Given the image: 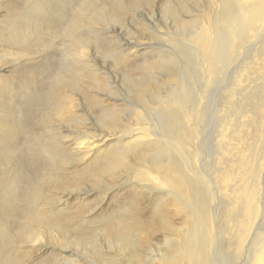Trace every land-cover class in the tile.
<instances>
[{
  "label": "bare ground",
  "instance_id": "obj_1",
  "mask_svg": "<svg viewBox=\"0 0 264 264\" xmlns=\"http://www.w3.org/2000/svg\"><path fill=\"white\" fill-rule=\"evenodd\" d=\"M22 1L25 5L20 7L18 0H6V15L0 21V45L18 49V55L13 58L18 57L19 62L26 58L27 63L34 64L27 72L29 79L18 88L0 78V208L3 211L0 216V264H14L16 241L31 227V222L56 221L67 216L62 210H56L58 208L51 199L43 202L39 185L49 183L51 179L56 184L61 182L59 174L63 173V165L70 161L86 162L93 171L126 174L121 177H126L129 183L117 187L128 186V195L114 198L116 212L95 224L106 233L114 231L122 236L124 245L135 251H129L127 255L137 258L136 264H264V158L259 152H253L246 139L247 128L241 130L239 148L230 151L225 147L228 127L220 123L219 117L217 121L213 118L215 110L219 112L225 103V89L216 87L215 100L210 101L207 95L212 93L210 85L204 81L206 88L191 96L186 80H182L186 74L181 72L179 76L173 71L182 62L180 56L183 54L177 52L179 48L165 51L153 47L154 43L120 44L114 40L111 50L115 56L122 57L127 73L134 67L133 62H126L137 53L138 46L144 45L150 50L146 53L148 57L142 58V66L169 71L171 85L178 82L182 85L172 101L164 104L170 106L169 113L160 119L161 131L149 126L147 110L136 103H129L125 107V118L120 116L116 121L111 111L117 108L108 106L112 99L109 95H104L97 104L95 94H83L90 112L96 113L93 118L88 111L82 112L84 108L77 104L80 101L73 97L77 94L73 89L78 87L79 91L88 92L89 81L96 86L105 83L101 70L90 60L89 43L91 40L97 42V39L106 42L108 37L105 35L109 32L103 31L102 27L106 29L108 21L122 16L121 0H66L63 4L60 0ZM218 1L221 7L211 16L214 30L210 32L202 21H198L200 30L194 26L188 32L194 55L200 59L197 76L202 80L207 76L219 77L238 57L236 49L240 40L253 38L264 31V0H236L235 7L228 0ZM101 31L104 32L102 36ZM92 36L96 38L92 39ZM58 38L64 39L65 56L62 52L58 64L48 71L45 69L49 66L48 55L62 48L56 49ZM257 48L251 49L245 57L246 73L250 62L257 68L264 66V41ZM37 56L42 60L36 63ZM6 57L7 54L0 55V59ZM137 64L136 68L142 69ZM261 88L260 99L251 105L257 110L258 124L254 133L258 140L264 138V129L260 128L264 119V83ZM86 114L93 119V124L86 121ZM133 114L135 119H131ZM201 122L203 126L199 124ZM246 122H242L243 126H247ZM64 124L76 126L78 134L67 131L63 135ZM213 124L216 133L203 139L202 130ZM21 142L25 149H19ZM206 154L209 159L204 172L202 159ZM256 155L259 156L258 163H262L251 165L247 158ZM147 158L148 163L145 162ZM127 159L138 162L137 170L128 172ZM233 159L238 161L240 169L241 178L237 181L233 179L235 169H231ZM25 162L28 169L27 175L23 176ZM151 171L154 176L149 177ZM85 175L88 174L80 176L82 179L89 177ZM144 193L151 195L152 212L139 205L138 197H130ZM237 198H241V202H237ZM50 204L54 207L48 208ZM123 212H127L128 217ZM81 214L82 208L75 216L80 219ZM174 218L181 221L179 226L172 223ZM128 220H133L134 224L127 223L131 222ZM84 222L80 219L72 230L82 231L92 226ZM147 222H158L157 227L167 233L164 247L151 250L149 257L136 247L141 239H144L143 244L150 242L149 237L155 233L156 226L153 232H133L137 226L148 229L150 226H143ZM126 229H131L135 240L128 236ZM138 235L141 236L139 239ZM37 242L35 245L44 246L40 240ZM67 247L59 250L66 252ZM153 251L162 255L157 257ZM60 257H52L51 264H82L81 259L98 264L82 257L76 260ZM127 261L135 263L131 258Z\"/></svg>",
  "mask_w": 264,
  "mask_h": 264
},
{
  "label": "rangeland",
  "instance_id": "obj_2",
  "mask_svg": "<svg viewBox=\"0 0 264 264\" xmlns=\"http://www.w3.org/2000/svg\"><path fill=\"white\" fill-rule=\"evenodd\" d=\"M60 1L63 4L66 0ZM228 1L231 6L235 7V5H237L236 0ZM5 3L6 0H0V4L2 5V7H0V21L4 19L6 15ZM18 5L22 7L25 4L22 0H18ZM121 5L123 6L121 9V12L123 13L122 16L108 21L109 24H106V29H104L105 27H102L103 31L109 32L105 35L108 37V39L105 40L106 42L104 43L103 40L97 39V42L91 40L89 43L88 51L90 60L95 67L101 70L102 78L105 83H99V85L96 86L94 82L89 81L88 84L91 87L88 88V92L79 91L78 87L73 89V92L77 93L73 97L79 99L81 102V104L80 102L77 104L84 108L82 112L86 113L88 111L92 117L94 114L96 115V113L90 112L91 109H89L88 103L83 97V94L87 96L95 94L97 104H99L98 101H100L104 95H109L112 99L108 102L110 104L108 106L117 108L112 109L111 111L116 121L117 117L121 116L122 118H125V113L127 112L125 107H127L129 103H136L147 110L146 112L149 114L151 123L149 126H154L157 131H161L163 128L160 119L169 113L167 109L168 106H170L164 104L172 101V97L175 95L180 85H182V82H178L176 85H171L170 82H172V75L169 71L143 67L142 58L148 57L146 53L150 50L144 45L138 46L137 53L126 62H133L132 67H134V70L131 73H127L124 69V60L119 55L115 56L116 54L114 55L110 46L114 45V40H118L120 44L126 42L130 44L142 42H146L145 44L154 43L155 46L153 47L162 48L165 51H177L179 48L177 52L183 54L180 56L182 62H179L173 71L174 74L176 73L179 76L181 72L186 74V76H182V80H186L188 92L191 96H196L197 93L200 91L202 92L206 88L204 86L206 84L204 81L209 83L208 86L210 85V92L212 93H207V95L210 96V101L215 100L214 91L216 90V87L225 89V95L223 96L225 97L223 99V102L225 103L223 104V107L219 109V112L216 113L217 110H215V116L213 117L216 121L219 117V119H222L220 123H222L225 128L228 127L226 133L229 135L225 134V142L227 141V146L225 147L230 151L231 149L236 150V148H239L242 134L241 130L247 128L249 134L246 139H249L253 152H259L264 158V146L262 145L264 144V138L258 140L256 138V133H254L255 128L257 127L256 125L258 124V118L256 116L257 110L251 106L254 100L257 102V99H260V94L258 93L262 90L261 86L262 83H264V66L257 68L255 63L250 62L247 66L248 73L245 72V57L248 56L249 51L252 52L251 49H258L257 47L262 45V42L264 41V31L261 32L260 35L258 33L255 34L253 38H243L240 40L236 49L238 57H236L235 61L229 63L230 65L225 67V70L219 75V77L213 78L207 76L202 80L198 79L197 76L199 74L197 64L200 59L194 55V49L188 41V32L192 30L194 26L197 28L198 21H202L203 26L208 27L210 32L214 30V22L212 21L211 16H214L221 7L218 0H121ZM198 29L200 30L199 26ZM100 33L101 36L104 34L102 31ZM94 38H96V36H92V39ZM257 41H259V44H256ZM55 44L56 49L60 48V46H62V48L48 55L49 66L45 67L48 71L54 69L58 64V61H60L59 57H61V54L65 49L64 39H56ZM181 49H183V51H181ZM17 51L19 50L0 45V55L7 54L5 59H0V78L11 83L13 88H18L25 79H29L27 72L34 65L32 63H27L26 58L20 62L18 61V57L13 58L18 55ZM64 53L65 52H63V55ZM107 55H110V57H107ZM14 60H16L17 63H15ZM34 60L37 63L42 60V58L41 56H37ZM136 62L142 66V69L136 68V65H138ZM189 76L190 79L188 78ZM20 79L22 82L20 81L19 83ZM220 79H222V81ZM108 82H110V85ZM66 89L69 90V88ZM231 93H233V96H231ZM157 98L159 99L156 100ZM153 103L156 105H153ZM210 105L212 106L210 107L214 109L213 106L215 105H213V102H211ZM80 106L78 108H82ZM100 107L105 108L103 105H100ZM137 112L138 114H143L140 111ZM134 117V114L131 115V119H135ZM22 119L26 118L22 117ZM16 121L18 122V120ZM86 121L88 123L92 122L93 124V119L90 120L88 115ZM245 121H247V126H243L244 124H242V122L244 123ZM15 124L17 125L18 123ZM199 124L203 126L202 122ZM263 126L264 119L261 121L260 128L262 127L261 129H264ZM76 128L77 127L72 124L71 126L64 124L63 135L66 134L67 131L73 132V135L78 134L79 129ZM216 130L217 128L215 129V125L213 124L212 126L204 127L201 135L203 139H206L209 134H215ZM230 130L232 132H230ZM111 141L112 143H116V140ZM23 143H20V150L25 149ZM228 154L229 152L225 153V155ZM148 159L149 158L145 160L146 163L149 162ZM208 159L209 157L207 154L203 156L202 168L204 172L207 169L206 162ZM247 159H249L251 165H253L258 163L259 156H251ZM125 163L128 164V167L130 168L128 172L137 170L139 166L135 159H127ZM86 165V162L70 161L63 165V173L61 171L59 174L61 182L56 184L51 179L49 180V183H40L39 188L41 190L43 202L47 199H51V202L55 203V207L58 208L56 210H62L67 216H63V218L56 221L51 219L49 221L45 220L44 222H31V227L25 229L22 237L16 241V249L13 253L14 264L16 260H18L17 264L20 262L21 264H51L53 262L52 257L57 256L61 259L60 255H63L64 259L69 260H76L81 257L86 260L87 258L89 261H97L98 264H131L127 261V259L131 258L134 260V264H136L138 259L127 255V253L129 254V251L134 250L128 249L124 245L121 239L122 236L115 234L114 231L106 233L103 230H100V227L95 224L116 212L115 205L112 202L114 198H121L122 195H128V186L117 187L120 184L129 183L126 177H121V175L125 176L126 174L123 172L108 173L106 171L100 172V170L93 171ZM145 165L148 166V164ZM27 167L28 164L25 162V165L22 168L23 176L27 175ZM238 167V161L233 159L231 161V169H235L233 179L236 181L238 178L239 180L241 178L239 172L240 169H238ZM82 173H87L89 177L82 179V176H80ZM153 173V171L148 173L149 177L154 176ZM101 188H109L110 190L103 191ZM262 192L264 194V189H262ZM137 194L140 195V193ZM237 195H239V192ZM130 197H134V199H137L138 197L139 205L144 206L147 211L152 212L150 193H144L141 196L131 195ZM236 201L241 202V198H237ZM53 205L54 204L48 205V208ZM81 208L83 214L80 215V219L83 218L85 220L84 223H91L92 226H89L86 230L82 231L72 230L80 223V219H78L75 214L77 213V210ZM123 213L128 217L127 212ZM0 216H3L1 208ZM128 221L131 222L127 223L134 224V222H132L133 220ZM1 223L5 224L3 220ZM172 223L179 226L181 221L178 218H174ZM157 225L158 222H147L146 224H143V226L145 228L150 226L148 229L143 230L141 229V226H137L133 231L134 233L137 232L135 230L149 233L153 232L156 226V231H154L155 233H153V236H148L150 242L143 244L144 239H141V242H139L136 247L146 253L145 255L148 257L152 252L151 250H156L157 248L162 249L164 247V237L167 236V233L164 232L163 229H160V227H157ZM159 225H162V223L159 222ZM126 232H129L127 233L129 237H133L134 233L131 229H126ZM29 235L30 238L28 237ZM140 237L141 236L138 235V239ZM133 239L135 240L134 237ZM39 240L44 246L40 247L38 244L35 245V242ZM64 246H68V249L66 252L62 253L59 249ZM153 252H155V256L157 257L162 255L159 251ZM137 253H140V251ZM79 255L80 257H78ZM148 257L144 259L147 261ZM80 262L82 264H89L82 259Z\"/></svg>",
  "mask_w": 264,
  "mask_h": 264
}]
</instances>
